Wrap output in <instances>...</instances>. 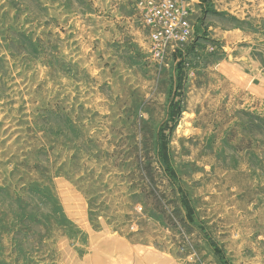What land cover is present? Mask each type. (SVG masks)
<instances>
[{"label": "rangeland", "instance_id": "1", "mask_svg": "<svg viewBox=\"0 0 264 264\" xmlns=\"http://www.w3.org/2000/svg\"><path fill=\"white\" fill-rule=\"evenodd\" d=\"M0 0V264H264V0Z\"/></svg>", "mask_w": 264, "mask_h": 264}, {"label": "built area", "instance_id": "2", "mask_svg": "<svg viewBox=\"0 0 264 264\" xmlns=\"http://www.w3.org/2000/svg\"><path fill=\"white\" fill-rule=\"evenodd\" d=\"M188 12L171 0H163L152 8L149 22L153 26L149 41L155 51V57H162L166 43L186 42L192 34V25Z\"/></svg>", "mask_w": 264, "mask_h": 264}, {"label": "crops", "instance_id": "3", "mask_svg": "<svg viewBox=\"0 0 264 264\" xmlns=\"http://www.w3.org/2000/svg\"><path fill=\"white\" fill-rule=\"evenodd\" d=\"M222 1H224L223 6H221L223 10L225 9L227 10L229 8H230L229 10H232L233 8L235 9L237 7L235 5L237 0H222Z\"/></svg>", "mask_w": 264, "mask_h": 264}]
</instances>
